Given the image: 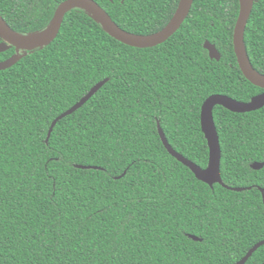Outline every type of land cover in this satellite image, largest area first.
Wrapping results in <instances>:
<instances>
[{"label": "trees", "instance_id": "obj_1", "mask_svg": "<svg viewBox=\"0 0 264 264\" xmlns=\"http://www.w3.org/2000/svg\"><path fill=\"white\" fill-rule=\"evenodd\" d=\"M62 1L0 0V14L30 33ZM96 1L122 28L151 34L180 0ZM239 10V0H194L171 37L141 48L74 8L51 43L0 70V264H235L264 240V165L251 166L264 163V106L213 110L222 180L240 191L198 179L158 131L159 121L172 147L205 168L203 102L216 93L249 101L264 91L237 61ZM245 43L264 74V0H254ZM104 79L47 141L54 119ZM262 263L264 244L245 262Z\"/></svg>", "mask_w": 264, "mask_h": 264}, {"label": "water", "instance_id": "obj_2", "mask_svg": "<svg viewBox=\"0 0 264 264\" xmlns=\"http://www.w3.org/2000/svg\"><path fill=\"white\" fill-rule=\"evenodd\" d=\"M193 1L194 0H180L170 21L161 30L151 34H138L122 28L96 0H64L57 6L52 19L46 27L30 33H21L14 30L0 14V53L11 47H15L16 49L15 53H13L10 57L0 60V70L14 65L20 58L26 55L28 51H33L38 47H43L51 43L58 35L66 13L74 8L86 11L109 35L115 39L130 46L145 48L163 43L171 37L180 28L188 16ZM239 2L240 10L233 35V44L237 61L245 77L253 84L264 88V74L260 73L253 66L245 43V30L253 9L254 0H239ZM204 47L208 50L211 58L217 60L221 58V54L214 43L206 40ZM105 81L106 79L99 81L77 103L54 119L49 128L46 139L47 141L57 121L84 104L104 84ZM216 105H222L234 112H247L255 110L264 106V91L253 96L249 101H239L226 94L216 93L210 95L203 102L201 107V126L209 146V161L205 168L199 166L172 147L159 121L158 131L165 147L171 155L176 157L184 165L188 166L198 179L208 183L210 186H213L215 183H220L225 187L240 191L245 189V187H230L222 180L221 145L213 113ZM263 165V162L257 161L251 164V166L256 169L262 167ZM80 167L89 166L80 165ZM261 191L264 200V189L261 188ZM191 237L196 240L201 239L195 235H191ZM263 244L264 240L257 242L235 264H245L256 249Z\"/></svg>", "mask_w": 264, "mask_h": 264}, {"label": "flooded vegetation", "instance_id": "obj_3", "mask_svg": "<svg viewBox=\"0 0 264 264\" xmlns=\"http://www.w3.org/2000/svg\"><path fill=\"white\" fill-rule=\"evenodd\" d=\"M1 41V40H0Z\"/></svg>", "mask_w": 264, "mask_h": 264}]
</instances>
